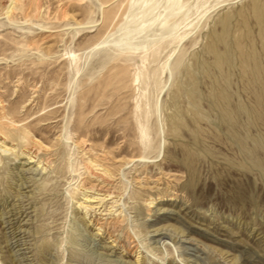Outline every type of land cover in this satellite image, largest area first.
<instances>
[{
    "label": "rangeland",
    "instance_id": "rangeland-1",
    "mask_svg": "<svg viewBox=\"0 0 264 264\" xmlns=\"http://www.w3.org/2000/svg\"><path fill=\"white\" fill-rule=\"evenodd\" d=\"M0 264H264V0H0Z\"/></svg>",
    "mask_w": 264,
    "mask_h": 264
},
{
    "label": "bare ground",
    "instance_id": "bare-ground-1",
    "mask_svg": "<svg viewBox=\"0 0 264 264\" xmlns=\"http://www.w3.org/2000/svg\"><path fill=\"white\" fill-rule=\"evenodd\" d=\"M145 136V135H144ZM37 143H39V142H37ZM40 145V144H39ZM29 148V147H28ZM31 148V147H30ZM26 154L28 155V159H33V160H30L28 163H31V162H34L35 160L34 159H36V156L35 155H33V152H31L30 151V149L29 150H27L26 151ZM261 164H262V162H261ZM96 167V166H95ZM94 173H96V172H94ZM95 175V174H94ZM95 177V176H94ZM106 182V181H105ZM87 186V185H86ZM85 186V187H86ZM102 188V187H101ZM105 188V187H104ZM91 189H92V187H88V188H85V190H87V191H89L91 194H94V192L92 193V191H91ZM107 189V188H106ZM105 190V189H104ZM103 190V191H104ZM86 191V192H87ZM97 192H96V194H95V196H92V195H89V196H87V201L88 202H95L94 201V199H97L98 197L97 196H101V195H103V194H100V192H101V190H96ZM84 192V191H83ZM106 196V195H105ZM100 228V227H99ZM100 230V229H99Z\"/></svg>",
    "mask_w": 264,
    "mask_h": 264
}]
</instances>
